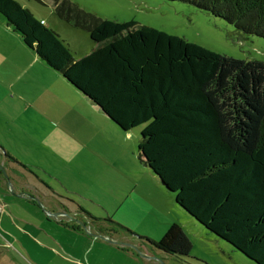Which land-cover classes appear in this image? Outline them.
Returning <instances> with one entry per match:
<instances>
[{
	"label": "trees",
	"instance_id": "16d2710c",
	"mask_svg": "<svg viewBox=\"0 0 264 264\" xmlns=\"http://www.w3.org/2000/svg\"><path fill=\"white\" fill-rule=\"evenodd\" d=\"M53 1L59 17L89 32L101 56L121 61L127 70L117 71L108 58L86 65L51 27L16 0H0V16L121 129L141 127L138 157L168 192L175 193L176 202L219 238L264 264V60L249 59L239 68L235 56L159 27L102 18L77 6L67 7L66 0ZM168 1L188 2L224 19L245 36L264 38V0ZM146 53L155 61L163 57L175 62L155 77L147 96L149 105L135 108L136 90L142 88L140 82L131 83L129 69L138 76L137 60H143L142 66L155 65ZM96 65L110 67L114 75L126 72L128 77L92 70ZM204 83L236 115L234 119L220 116L210 97L201 95ZM169 109L174 113L168 116ZM257 132L255 160H245L224 142L230 139L246 146ZM79 211L87 220L108 222L147 241L156 251L180 258L192 253L193 243L177 223L154 240L110 217L97 218L81 206Z\"/></svg>",
	"mask_w": 264,
	"mask_h": 264
},
{
	"label": "rangeland",
	"instance_id": "374dc122",
	"mask_svg": "<svg viewBox=\"0 0 264 264\" xmlns=\"http://www.w3.org/2000/svg\"><path fill=\"white\" fill-rule=\"evenodd\" d=\"M16 1L32 11L42 22L45 23L44 19H46L49 23L48 26L59 35L61 41L70 48L76 58L85 59L87 64L89 61L98 62V59L108 58L117 71L125 67L118 60L101 56L100 51L96 50V42L91 38L89 32L77 28L59 17L55 11L57 3L53 0ZM66 1V6L70 8L77 6L102 18L117 19L119 21L134 20L139 24L153 25L181 35L190 41L198 42L218 52L233 55L236 57L239 68H242L245 61L249 59L264 60V38L245 36L239 33L234 25L224 19L214 16L209 11L199 9L188 2L168 0ZM2 23L3 17L0 16V31L4 36H12L11 31L5 29ZM12 50L15 53L16 48L12 47ZM19 58L25 59L22 56ZM142 61H137L139 67L138 76H133L131 71L130 77L127 76L126 72L117 74H125L133 85H137V82L141 83L140 87L142 89L136 90L133 101V107L135 108L136 106L149 105L147 96L151 92L155 77L163 74V67L165 65L175 62L174 59L167 61L163 57H160L157 61L153 60L155 65L148 64L147 66H142ZM146 63H151V61H146ZM94 67L99 66L96 65ZM99 68L101 71L113 74L110 67ZM48 83L49 85L60 86L58 81H54L50 77L48 78ZM200 89L203 96H209L213 101L220 116H228L232 119L236 117V115H231L221 100L213 97L205 86H202ZM252 91L253 89L248 92ZM38 106L41 108V104ZM97 108L100 109L99 106ZM169 119V117H166L167 124ZM119 129L121 128L119 127ZM140 131L141 127H137L129 132L120 131L121 133H118L111 128L106 130L102 127L98 128L95 125L92 133L89 130L92 134L89 141L80 137L81 134L77 138H74L76 151L74 153L73 166L66 164L64 161L66 159L65 156L62 159H58V161L49 160L44 155L40 157L37 154V148H34V152L26 148L23 159L35 166L37 164V166L39 165L40 168L45 170L44 172L35 168H29V171L34 175L37 172H41L44 178L51 181L49 175L52 172L59 182L62 196L74 200L78 199L80 195L86 194L94 198L96 202L98 201L99 204L83 202L87 209L96 213L97 218H108L109 215H112L114 221L129 227L138 235L148 236L154 240H160L171 225L177 223L183 228L193 243L191 255L180 258L162 251H156L147 241L135 237L126 231L119 230L108 222L87 220L89 222V224L87 223L89 225L87 227L101 233L104 232L112 237L116 235L121 239V245L139 258L152 260L154 264H257L230 243L208 230L183 209L176 202L175 193H167L168 196H164L160 192L145 170L148 167L138 157V147L141 138ZM20 139L21 134H7V136L0 138V142L3 144L0 143V147L7 145L15 154L21 156ZM8 140L9 143H7ZM257 141L258 132L255 134L252 142L246 146H242L239 143V146H237V143L233 140L224 139L225 144L236 153L242 154L245 160H255L252 154ZM87 142L91 143V147L101 157H104V161L99 159L91 149L86 148ZM63 152L64 155L67 154V151ZM26 155L33 156L26 158ZM93 183L101 187L98 189L99 191L103 189L109 196L118 199L120 207L115 205V201L109 199L105 193L94 194L88 192V188ZM75 193H78V196H75ZM55 200L57 203H61L60 199L56 197ZM63 201L66 202V200ZM101 201L110 206L112 209L111 214L109 213L110 211L108 212L104 208V203ZM100 203H103V206ZM87 209L86 211H89ZM121 221H125L128 225ZM39 251L43 258L49 254L46 249H39ZM18 253L28 264H37L28 252L24 254L18 251ZM91 257H93L92 254ZM94 262L101 264L98 258H95ZM63 263L67 264L64 261ZM47 264H55L54 259H49Z\"/></svg>",
	"mask_w": 264,
	"mask_h": 264
},
{
	"label": "crops",
	"instance_id": "0c3cea01",
	"mask_svg": "<svg viewBox=\"0 0 264 264\" xmlns=\"http://www.w3.org/2000/svg\"><path fill=\"white\" fill-rule=\"evenodd\" d=\"M44 20L48 26L49 23ZM2 24L12 36H4L0 31V138L12 133L21 134L22 155L15 154L7 145H4L6 148L0 147V164L7 173L6 176L0 168V264H28L18 251L31 254L37 264H47L49 259H54L55 264H64L63 261L67 264H98L94 262L95 258L101 264H154L152 260L139 258L125 249L116 235L112 237L90 227L85 228L64 215L47 214V210L56 209L76 214L79 206L87 209L83 202L99 203L86 194L74 200L62 196L59 182L52 172L50 181L41 172L34 175L29 171V168H35L45 172L39 165L23 159L25 149L34 152L37 148L40 157L44 155L54 161L65 156L66 164L73 166L76 151L74 138L79 134L89 141L95 125L118 133L123 130L92 100L70 85L61 73L48 66L4 20ZM12 47L16 48L15 53ZM91 69L101 71L99 67ZM49 77L58 81L60 86L49 85ZM90 144L87 142L86 148L104 161V157ZM63 151L67 154L64 155ZM30 156L33 155H26V158ZM145 170L164 196L170 193L149 167ZM94 185L88 188V192L108 195ZM75 194L78 196V193ZM34 197L41 201L43 207ZM55 197L61 203H57ZM108 197L120 207L118 199ZM103 205L111 214L110 206ZM87 210L96 216L95 212ZM108 217L113 218L112 215ZM83 218L89 224L87 218ZM39 249H46L49 254L43 258Z\"/></svg>",
	"mask_w": 264,
	"mask_h": 264
},
{
	"label": "water",
	"instance_id": "95a60500",
	"mask_svg": "<svg viewBox=\"0 0 264 264\" xmlns=\"http://www.w3.org/2000/svg\"><path fill=\"white\" fill-rule=\"evenodd\" d=\"M147 55H149L150 56V54L149 53H147ZM151 57V56H150ZM109 58H112V59H114V60H116L115 58H113V57H109ZM152 58V57H151ZM153 59V58H152ZM154 60V59H153ZM88 61V60H87ZM137 61H140V60H137ZM119 62H121V61H119ZM129 69V68H128ZM132 73H133V71L131 70V69H129ZM103 73H106V74H109V73H107L106 71H102ZM165 71H164V67H163V73H164ZM109 75H112V76H117V75H114V74H109ZM133 76H135L134 75V73H133ZM204 86L207 88V85H206V83H204ZM197 89H199V88H197ZM208 89V88H207ZM209 90V89H208ZM210 91V93H211V95L214 97V93L211 91V90H209ZM151 92H152V88H151ZM150 92V93H151ZM202 95V94H201ZM203 96V95H202ZM203 97H206V96H203ZM143 109H148L147 107H145V108H143ZM173 114L174 113V111H173V109H169V114ZM105 114V113H104ZM118 126V125H117ZM168 127H170V123L168 122V124H167V128ZM123 130V129H122ZM124 131V130H123ZM0 168L5 172V175L7 176V173H6V171L4 170V168H3V166L0 164ZM37 201H38V203L41 205V207H43V204L41 203V201L39 200V199H37L36 197H34ZM47 212V214H50V215H56V214H62V215H67V213H65V212H63V211H51V210H47L46 211ZM85 228H87V227H85ZM96 235H98V234H96ZM133 247H135L134 245H132ZM136 248V247H135Z\"/></svg>",
	"mask_w": 264,
	"mask_h": 264
},
{
	"label": "flooded vegetation",
	"instance_id": "af4514ba",
	"mask_svg": "<svg viewBox=\"0 0 264 264\" xmlns=\"http://www.w3.org/2000/svg\"><path fill=\"white\" fill-rule=\"evenodd\" d=\"M56 211H63L65 213H67V215H64L65 217H69L73 221H76L77 224H79V225H81L83 227H87V223H85L84 218H83L84 215L81 214L80 211L76 212V214H72L70 212H66L64 209H56ZM58 215H62V214H58Z\"/></svg>",
	"mask_w": 264,
	"mask_h": 264
},
{
	"label": "built area",
	"instance_id": "2783aa9c",
	"mask_svg": "<svg viewBox=\"0 0 264 264\" xmlns=\"http://www.w3.org/2000/svg\"><path fill=\"white\" fill-rule=\"evenodd\" d=\"M0 210H1V206H0Z\"/></svg>",
	"mask_w": 264,
	"mask_h": 264
}]
</instances>
